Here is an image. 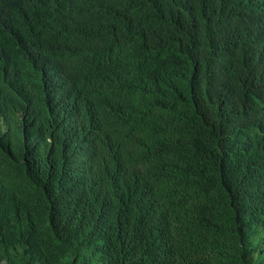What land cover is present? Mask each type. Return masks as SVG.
Segmentation results:
<instances>
[{"label": "trees", "instance_id": "trees-1", "mask_svg": "<svg viewBox=\"0 0 264 264\" xmlns=\"http://www.w3.org/2000/svg\"><path fill=\"white\" fill-rule=\"evenodd\" d=\"M0 264H264V0H0Z\"/></svg>", "mask_w": 264, "mask_h": 264}]
</instances>
